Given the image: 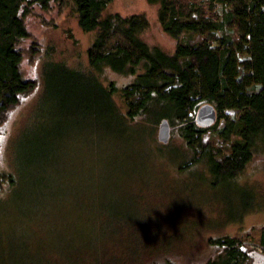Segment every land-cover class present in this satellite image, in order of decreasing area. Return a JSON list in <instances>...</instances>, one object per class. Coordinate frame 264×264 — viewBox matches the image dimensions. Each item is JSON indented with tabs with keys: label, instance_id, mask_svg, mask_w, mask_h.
Segmentation results:
<instances>
[{
	"label": "rangeland",
	"instance_id": "1",
	"mask_svg": "<svg viewBox=\"0 0 264 264\" xmlns=\"http://www.w3.org/2000/svg\"><path fill=\"white\" fill-rule=\"evenodd\" d=\"M157 7L147 0H111L103 14L143 12L148 26L141 37L172 52L176 41L162 30ZM25 23L32 37L19 44L20 66L37 86L0 130V169L13 179V187L7 178L0 182V264H201L216 250L208 238L225 234L243 237L252 251L246 264H263L256 238L264 226V155L247 164L237 186L213 188L204 163L178 167L192 151L174 127L167 143L157 139V123L149 140L124 138L119 145L101 129L93 104L84 111L72 106L86 91L73 99L65 89L61 98L60 80L49 77L48 59L88 70L96 29L82 30L66 6L34 8ZM98 76L117 87L113 98L124 109L120 89L132 76L108 67ZM234 114L226 109L223 115ZM204 138L214 142L216 132ZM249 202L260 208L243 212Z\"/></svg>",
	"mask_w": 264,
	"mask_h": 264
},
{
	"label": "trees",
	"instance_id": "2",
	"mask_svg": "<svg viewBox=\"0 0 264 264\" xmlns=\"http://www.w3.org/2000/svg\"><path fill=\"white\" fill-rule=\"evenodd\" d=\"M110 1L0 0V130L9 112L37 86L20 66L19 44L32 37L25 17L34 8L71 7L79 27L96 33L87 48V71L48 59L49 77L60 80L57 94L63 98L66 89L74 99L86 91L84 101L82 95L81 102L73 101L72 106L84 111L87 103L93 104L101 129L119 145L124 138H150L154 126L166 118L192 151L178 161L181 170L200 161L211 187L237 186L236 178L247 164L264 155V0H147L158 5L160 26L176 41L172 52L141 37L148 26L143 12L103 14ZM242 53L246 57L238 59ZM105 67L132 76L120 89L124 109L113 98L117 87L99 79ZM205 102L214 105L217 118L212 125L200 127L194 114ZM226 109L235 114L224 116ZM220 117L224 121L217 127ZM208 130L216 132L214 142L204 138ZM3 178L13 187L11 173L0 169V182ZM248 198L251 202L253 194ZM250 202L243 212L260 208ZM242 239L228 234L209 237L216 250L201 264H246L252 251L244 248ZM256 241L264 248V226ZM153 264L175 263L166 259Z\"/></svg>",
	"mask_w": 264,
	"mask_h": 264
},
{
	"label": "water",
	"instance_id": "3",
	"mask_svg": "<svg viewBox=\"0 0 264 264\" xmlns=\"http://www.w3.org/2000/svg\"><path fill=\"white\" fill-rule=\"evenodd\" d=\"M217 118V111L211 103L205 102L198 106L194 120L200 127L212 125ZM170 124L166 118H162L157 124L156 137L161 143H167L170 138Z\"/></svg>",
	"mask_w": 264,
	"mask_h": 264
}]
</instances>
